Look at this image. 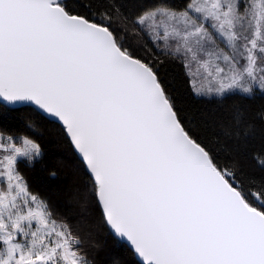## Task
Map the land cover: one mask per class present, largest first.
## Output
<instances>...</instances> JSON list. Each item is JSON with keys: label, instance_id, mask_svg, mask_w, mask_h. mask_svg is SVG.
<instances>
[{"label": "snow or ice", "instance_id": "6c2138e0", "mask_svg": "<svg viewBox=\"0 0 264 264\" xmlns=\"http://www.w3.org/2000/svg\"><path fill=\"white\" fill-rule=\"evenodd\" d=\"M166 61L216 107L180 105ZM257 100L264 0H0V264H98L101 237L103 264H264ZM40 125L73 153L69 211L21 171Z\"/></svg>", "mask_w": 264, "mask_h": 264}, {"label": "trees", "instance_id": "16d2710c", "mask_svg": "<svg viewBox=\"0 0 264 264\" xmlns=\"http://www.w3.org/2000/svg\"><path fill=\"white\" fill-rule=\"evenodd\" d=\"M161 75L180 105L191 106L203 111H211L216 107L213 102L204 98H197L192 94L191 86L179 64L166 61L165 71H162ZM252 103L256 109H260L264 105V101L259 100ZM37 134L44 152V167L49 170L50 179L57 183L64 192L65 199L62 200L45 182L37 179L33 168H25L22 165L21 171L32 191L46 199L54 210L69 211L75 204L77 197L84 195L83 184L76 172L73 153L51 127L40 125ZM255 174L258 175V173ZM103 239L101 237L102 246L97 257L98 264H103L110 257L116 255L115 250L110 245L103 243Z\"/></svg>", "mask_w": 264, "mask_h": 264}, {"label": "rangeland", "instance_id": "374dc122", "mask_svg": "<svg viewBox=\"0 0 264 264\" xmlns=\"http://www.w3.org/2000/svg\"><path fill=\"white\" fill-rule=\"evenodd\" d=\"M34 169V174L37 179L45 182L53 191L57 193V195L64 200L65 199V194L59 187V185L55 182H53L50 177H49V170L46 169L44 166L41 167L37 165Z\"/></svg>", "mask_w": 264, "mask_h": 264}]
</instances>
